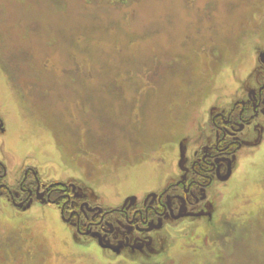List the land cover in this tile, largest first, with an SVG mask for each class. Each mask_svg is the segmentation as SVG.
Masks as SVG:
<instances>
[{"label":"rangeland","instance_id":"1","mask_svg":"<svg viewBox=\"0 0 264 264\" xmlns=\"http://www.w3.org/2000/svg\"><path fill=\"white\" fill-rule=\"evenodd\" d=\"M263 27L264 0H0L6 141L53 164L67 158L68 175L111 201L153 189L152 172L204 104L251 68ZM255 158L242 159L236 216L215 234L216 250L204 228L192 239L183 225L167 264H264V148ZM44 219V229L0 219V264H89Z\"/></svg>","mask_w":264,"mask_h":264},{"label":"flooded vegetation","instance_id":"2","mask_svg":"<svg viewBox=\"0 0 264 264\" xmlns=\"http://www.w3.org/2000/svg\"><path fill=\"white\" fill-rule=\"evenodd\" d=\"M259 41L262 49L250 54L252 66L244 77L233 74L237 86L204 104L164 170L152 172L153 189L116 196L115 201L68 175L73 172L67 168L74 165L67 158L58 155L53 164L15 150L6 141V120L0 114V219L16 217L23 225L36 222L44 229L45 213L50 214L71 255L86 257L89 264H167L173 233L183 225L192 231L190 238L204 228V238L216 250L222 225L236 216L242 159L256 164L264 148V39ZM9 155L20 157L16 162ZM226 208L228 217H222ZM0 242V248L8 247L5 238ZM165 248L168 255L162 257ZM91 249L101 256L97 262L87 253Z\"/></svg>","mask_w":264,"mask_h":264}]
</instances>
